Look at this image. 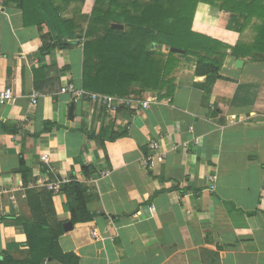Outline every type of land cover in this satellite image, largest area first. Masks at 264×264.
<instances>
[{"label": "crops", "instance_id": "obj_1", "mask_svg": "<svg viewBox=\"0 0 264 264\" xmlns=\"http://www.w3.org/2000/svg\"><path fill=\"white\" fill-rule=\"evenodd\" d=\"M149 1L31 0L33 23L24 25L22 10L0 0V91L14 95L0 101V258L29 256L24 223L36 215L63 229L71 222L62 186L77 179L95 191L88 205L95 216L71 222L58 244L75 252L79 264H211L210 253L220 264H264L263 58L221 50L225 56L212 57L220 61L222 79L208 84L195 75L196 59L185 56L170 75L171 94L163 96L164 88L116 96L148 100L144 110L106 111L60 91L72 85L102 94L82 87L83 34L92 14L97 22L106 10L110 17L124 10L134 15ZM47 11L72 22L78 37L57 36ZM227 21L198 3L192 30L227 46L252 41L249 28L240 35L226 28ZM42 33L56 43L48 53ZM236 59L243 60L241 68ZM115 135L122 136L110 139ZM153 139L167 157L147 167L143 156ZM83 166L97 177L86 179ZM49 184L61 187L49 190Z\"/></svg>", "mask_w": 264, "mask_h": 264}, {"label": "trees", "instance_id": "obj_2", "mask_svg": "<svg viewBox=\"0 0 264 264\" xmlns=\"http://www.w3.org/2000/svg\"><path fill=\"white\" fill-rule=\"evenodd\" d=\"M11 1L22 10L24 25H31V0ZM198 3L211 5L217 13L227 15L226 28L229 30L242 35L249 28L253 33L252 41L239 39L234 46H227L194 32L192 22ZM108 11L99 15V20L103 22H97L92 14L83 34L86 42L82 87L87 91L125 97L139 94L145 89L167 88L163 96L169 95L174 89V78L170 75L180 60L188 55L196 59L195 75L205 76V83H213L222 77L219 75L220 61L212 55L223 57L225 54L221 53V50L228 48L233 57L253 60L263 58L264 61V0H150L142 5L140 10H136L134 15L124 10L119 12L117 17H110ZM47 13L54 18V14L49 11ZM110 19L124 25L123 29L111 27L110 22H107ZM54 21L57 36L69 39L78 37L72 22ZM36 24L41 25L42 20L37 19ZM41 38L42 51L48 53L56 46V43H51L52 39L48 33H42ZM72 44L73 42H68L66 45ZM173 47L184 50V53L171 51L170 48ZM199 86L204 88V84ZM216 113L214 112L215 115ZM50 126L54 125H46L45 129ZM121 136L115 135L110 139ZM20 164L23 169L22 160ZM81 172L86 179L98 175L90 166H83ZM93 191L92 187L77 179H70L63 184L62 193L70 211L71 222H87L93 219L95 214L88 207ZM30 207L35 214L32 204ZM24 230L29 256L24 260L3 256L0 258V264H44L49 260L60 264H79L75 252H63L60 249L58 237L64 233L63 224L51 226L36 215L32 223H24ZM210 254V263L220 264L218 254ZM181 258V255L177 257Z\"/></svg>", "mask_w": 264, "mask_h": 264}, {"label": "built area", "instance_id": "obj_3", "mask_svg": "<svg viewBox=\"0 0 264 264\" xmlns=\"http://www.w3.org/2000/svg\"><path fill=\"white\" fill-rule=\"evenodd\" d=\"M61 92H71L73 96L76 97H86L92 102L100 104L102 107L105 108L106 111H117L120 106L129 107L134 110H144L149 107V101L147 100H139L137 98H118L116 96L111 95H102L96 93H85L82 90H77L74 86L69 85L66 87H62L60 89ZM14 98V95L9 89H4L0 91V101H8ZM38 99V93L33 92L30 95V100L32 104H35ZM148 153L143 156V164L147 167L153 166L155 163L163 162L167 157V151L161 149L159 141L157 139L150 140L147 144ZM42 158L47 160V156L43 155ZM212 179V177H210ZM65 183V182H64ZM63 183V184H64ZM60 185L58 184H49L47 188L49 190H56L60 189ZM264 201V196L261 198ZM93 235L96 236L95 232Z\"/></svg>", "mask_w": 264, "mask_h": 264}, {"label": "water", "instance_id": "obj_4", "mask_svg": "<svg viewBox=\"0 0 264 264\" xmlns=\"http://www.w3.org/2000/svg\"><path fill=\"white\" fill-rule=\"evenodd\" d=\"M111 27L116 28V29H122L123 26L121 24L113 23V24H111ZM170 50L173 51V52H176V53H180V54H183L184 53V50L178 49V48H174V47L173 48H170ZM242 65H243V60H241V59H236L235 60V63H234V66L235 67L241 68ZM71 227H72L71 222H68V223H66L64 225V229L65 230H70Z\"/></svg>", "mask_w": 264, "mask_h": 264}]
</instances>
